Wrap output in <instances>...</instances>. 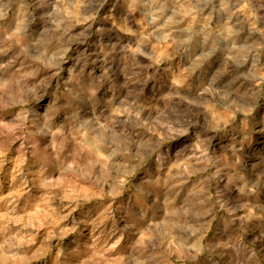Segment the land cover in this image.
<instances>
[{"label":"clouds","instance_id":"clouds-1","mask_svg":"<svg viewBox=\"0 0 264 264\" xmlns=\"http://www.w3.org/2000/svg\"><path fill=\"white\" fill-rule=\"evenodd\" d=\"M241 3L264 25V0ZM205 7L0 0V188L15 189L0 210V264H112L111 253L123 264L119 253L143 256L146 240L157 243L145 259L131 257L135 264H215L216 255L225 264H264V216L251 210L229 213L202 242L208 220L224 209L212 182L228 164L215 156L217 125L205 108L169 104L180 90L171 77L188 60L194 30L207 24ZM98 20L126 34L122 51L155 69L146 81L128 85L99 57L83 56ZM255 76L264 82V67ZM98 196L110 199L88 204ZM181 221L190 225L187 238L176 234Z\"/></svg>","mask_w":264,"mask_h":264},{"label":"rangeland","instance_id":"rangeland-1","mask_svg":"<svg viewBox=\"0 0 264 264\" xmlns=\"http://www.w3.org/2000/svg\"><path fill=\"white\" fill-rule=\"evenodd\" d=\"M204 4L203 15L208 18L207 24L202 21L194 30L199 34L193 35L188 60L171 77L180 90L178 94L176 89L170 92L169 104H175L177 110L184 104L190 106L189 110L193 106L205 108L204 114L213 125H217L213 141L217 149L215 156L226 158L228 164L221 173L222 178L212 182V190L219 194L224 209L208 220L207 235L202 241L208 244L217 224L230 218L229 213L244 216L251 210L258 217L264 216V82L255 76L256 70L264 67V25L253 24L248 19L245 15L247 9L242 7L241 0H204ZM97 24L101 30L96 32L94 26L92 35L82 46L86 49L83 56L99 57L98 63L103 61L117 71V76L122 74L128 85L146 81L155 69L144 66L121 50L126 34L113 28L110 21L98 20ZM202 27L205 30L200 32ZM197 55L201 57L199 60H196ZM241 66L248 68L243 77L236 74ZM167 67V64L163 65V68ZM184 69L194 71L189 74ZM99 72L97 68V74ZM170 75L167 72L164 74L165 77ZM196 115L199 116V113ZM14 191L7 186L0 188V210L4 197L12 199L10 193ZM105 199L110 198L98 196L88 204ZM2 223L0 211V225ZM250 223L257 225L261 221L253 219ZM65 225L71 227L67 221ZM189 227L181 221L176 234L187 238ZM86 231L91 234V228ZM72 235L69 233L64 237L65 243L71 240ZM155 243L157 241H153ZM153 244L145 241L143 256L132 249L120 252L119 255L125 257L123 264H135V260L131 259L133 256L145 259L153 251ZM109 257L112 264H121L116 253L109 254ZM225 260V256H215V264H225ZM34 264H41V261Z\"/></svg>","mask_w":264,"mask_h":264}]
</instances>
